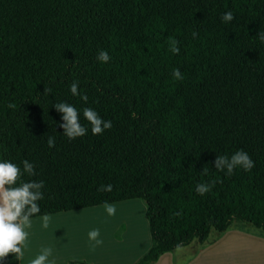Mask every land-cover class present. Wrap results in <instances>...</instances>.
<instances>
[{"label": "trees", "instance_id": "obj_1", "mask_svg": "<svg viewBox=\"0 0 264 264\" xmlns=\"http://www.w3.org/2000/svg\"><path fill=\"white\" fill-rule=\"evenodd\" d=\"M228 10L234 19L224 22ZM258 31L264 0H0V159H27L35 175L22 178L44 181L33 218L138 199L150 246L133 264L202 244L234 221L264 235ZM99 49L107 63L96 59ZM74 80L87 101L70 93ZM59 101L92 107L112 127L92 134L81 116L89 131L70 140ZM237 149L254 161L250 171L214 167L215 156ZM208 182L209 191L196 192ZM3 264H18L16 254Z\"/></svg>", "mask_w": 264, "mask_h": 264}, {"label": "clouds", "instance_id": "obj_2", "mask_svg": "<svg viewBox=\"0 0 264 264\" xmlns=\"http://www.w3.org/2000/svg\"><path fill=\"white\" fill-rule=\"evenodd\" d=\"M222 21L230 22L234 19L232 10L225 11L221 16ZM197 33L192 32L195 37ZM257 39L264 42V32H257ZM177 41L173 38L169 45L170 51L176 53L179 48L176 46ZM108 50L99 49L96 59L99 62L107 63L110 60ZM171 75L174 79H182L183 74L179 68H173ZM47 91H51L48 89ZM72 95H79L82 101H87V94L78 92V82L73 81L69 87ZM55 110L61 114V123L59 127L63 129V134L68 139H75L83 137L89 131L85 124L81 123V116L90 125L92 134L103 133L104 130L112 127V121L102 118L98 112L92 107H83L77 109L76 106L67 102L59 101L53 105ZM135 115L134 113L132 114ZM49 148L55 145V137L48 136L46 140ZM22 165V167H21ZM254 166V161L248 152L237 149L231 155L215 156L214 167L216 169L226 170L228 175L236 167H240L245 171H250ZM27 174L28 176L35 175L34 164L27 160H21L20 164L14 163L8 159H0V264H3L4 258L9 253L16 254L17 258L23 257V246L25 245L29 236L28 228L32 225V218L35 214L41 213L38 201L43 199L42 188L44 187L43 180H25L22 177ZM212 182L198 183L195 186L197 193L203 195L209 191ZM105 190H109L111 185L102 186ZM108 211L114 212L115 209L109 206ZM43 228L48 227L49 216L43 213L40 216ZM99 234L98 229L90 231L89 236L92 238L97 237ZM96 243H100L96 240ZM52 253L51 247H44L35 258L31 259L30 264H54L49 259Z\"/></svg>", "mask_w": 264, "mask_h": 264}, {"label": "rangeland", "instance_id": "obj_3", "mask_svg": "<svg viewBox=\"0 0 264 264\" xmlns=\"http://www.w3.org/2000/svg\"><path fill=\"white\" fill-rule=\"evenodd\" d=\"M113 204H121L125 206L124 207L119 205L115 206L114 207L115 211L112 212L114 214L110 213L108 211V208L91 210L90 212H83V213L80 210L76 212L72 211L73 213L69 212L70 214L63 217H59L61 219H65L62 220V223H57L58 221H60V219L56 221L52 220L50 223L48 222V227L46 228L48 232L45 231L44 233L45 235H47V237H50L48 240L51 239L52 241V244H50L49 246L52 248V253L49 259L51 258L56 259L58 257H64V256H68V257L82 256L84 254H87L86 256L92 255L93 253L92 249H94L93 247L99 245L102 247H109V245H112L113 233H114V239L118 240L125 231L126 233L124 235L123 243L126 244L137 245L139 242L145 243L147 241V238L150 239L147 229V223L144 217L145 207L140 200L133 199L123 202L105 204L102 206H107V205L114 206ZM86 209H82V210H86ZM128 209H131L130 212L128 211ZM126 210L129 213H126ZM115 212H117V215H115ZM118 212L122 213V215L119 217H118ZM130 214L132 216H129ZM51 219L52 218H49V220ZM68 220H70V222H68ZM52 224H54V227L52 226ZM111 225H112L111 229L108 232H105V229L109 228ZM121 225L123 226L122 228H120ZM52 227L53 228L56 227L57 229L55 230L57 231H55L54 229H53L54 231H52ZM93 229L99 230V234L95 238L89 236L90 231ZM58 230H61V232H59ZM36 231H37L36 236H38L39 235L38 233L40 232L38 230ZM228 231L241 232L247 235H252L264 239V235L260 229L254 227L249 223L234 221L233 224L224 233L219 234L212 230L209 233L206 241L202 244H212L219 239H223L226 242L229 241L231 242L232 239L235 241L246 240L244 238L237 239V238L228 237ZM42 234L43 233H41V235ZM35 240L32 242V245H35L36 243L39 242L38 240H37L38 242ZM54 240L57 242H53ZM96 240H99L100 243H96ZM198 243L199 242L197 240H193L191 244L185 246V248L182 249H184L183 251L188 252L191 249H193L196 245H198ZM234 251L236 252L235 254H238L240 256L242 255H245L246 257L264 256V253L260 252L257 248L249 249L245 247L243 249L240 248ZM118 253L119 251H116L111 257L108 256V253L101 254V258L105 260H115V258L118 256L117 255ZM260 264H264V260H261Z\"/></svg>", "mask_w": 264, "mask_h": 264}, {"label": "crops", "instance_id": "obj_4", "mask_svg": "<svg viewBox=\"0 0 264 264\" xmlns=\"http://www.w3.org/2000/svg\"><path fill=\"white\" fill-rule=\"evenodd\" d=\"M113 205L114 206L112 207H115L117 205L125 206L121 204H113ZM108 206L109 205L98 206L89 209L85 208L86 210L81 209L80 211L90 212L91 210L109 208ZM72 211L76 212L79 210H72ZM72 211L58 212L55 214H50L48 216L49 218H52L53 221H56L61 219L59 217H63L70 213H73ZM129 216L132 215L130 214ZM52 219L49 220V222L52 221ZM32 220L33 222L31 227L27 229V231L29 232V236L27 238L28 240L23 246L24 255L23 257L18 258V264H30L31 259L35 258V256L44 247H49L50 244H52L51 239L45 240L43 243H41V241L40 242L37 241L36 230H38L40 233L41 231H45V230H41V228L37 226L40 223H42L40 216L34 217L32 218ZM111 227L112 225L109 228H106L105 232H108L111 229ZM125 233L126 232L124 231L122 236H120L118 240L114 239V233H113L112 245H109V247H102L100 245L95 246L93 247L94 249H92L93 252L92 255L86 256L87 254H84L82 256H70V257L64 256V257H58L56 259L51 258L50 260L53 259L52 261L54 262V264H68L69 261H75V260L85 261L87 264H133L148 249V247L150 246V239L147 238V241L145 243L139 242L137 245L126 244L123 243ZM228 237L237 238V239L244 238L246 240L235 241L232 239V241L234 242L232 241L226 242L223 239H219L212 244L200 245L198 243V245H196L193 249H191L188 252L183 251L184 249L182 248L185 247H181L172 252L164 253L153 264H260V261L264 260V256L246 257L245 255L240 256L238 254H235L236 252L234 251L236 249H240V248L243 249L246 247L249 249L257 248L260 252L264 253V239L252 235H247L241 232H233V231H228ZM49 238L50 237H48L47 239ZM34 240L37 241L38 243L32 245V242ZM53 242H57V241L54 240ZM116 251H119V253L117 254L118 256L115 258V260H105L101 258V254L108 253V256L111 257Z\"/></svg>", "mask_w": 264, "mask_h": 264}, {"label": "bare ground", "instance_id": "obj_5", "mask_svg": "<svg viewBox=\"0 0 264 264\" xmlns=\"http://www.w3.org/2000/svg\"><path fill=\"white\" fill-rule=\"evenodd\" d=\"M124 207V206H123ZM126 209V208H125ZM130 210L131 209H128V211L130 212ZM117 211V210H116ZM125 212V211H124ZM123 212V213H124ZM129 212H127V210H126V213H129ZM83 213V212H82ZM121 212H118V217L119 216H121L122 215V213L120 214ZM125 213V214H126ZM112 214H114V213H112ZM115 215H117V212H115ZM53 220V219H52ZM62 220H65V219H60V221H58L57 223H62ZM75 221V220H74ZM51 222V221H50ZM49 222V223H50ZM68 222H70V220H68ZM72 222V221H71ZM63 223H65V222H63ZM75 223V222H74ZM68 224V223H67ZM59 225V224H58ZM38 227H40L41 228V230H45V231H47L46 230V228H43L42 226H41V223L39 224V225H37ZM52 226L54 227V224H52ZM63 226V225H62ZM52 227V231H54L55 229H57L56 227L55 228H53ZM63 228V227H62ZM54 229V230H53ZM59 229V228H58ZM65 230H66V228H65ZM45 231H41V233H43L42 235H41V233L38 235L40 238H38V236H36V238H37V240L40 242L41 241V243H43L45 240H48L47 238V235H45ZM55 231H57V230H55ZM59 232H61V230H58ZM48 232V231H47ZM50 232V231H49ZM68 232V231H67ZM64 233V232H63ZM68 234H70V233H68Z\"/></svg>", "mask_w": 264, "mask_h": 264}]
</instances>
